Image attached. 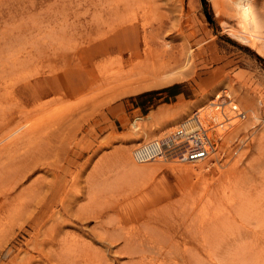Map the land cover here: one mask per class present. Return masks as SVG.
Instances as JSON below:
<instances>
[{"label":"bare ground","instance_id":"6f19581e","mask_svg":"<svg viewBox=\"0 0 264 264\" xmlns=\"http://www.w3.org/2000/svg\"><path fill=\"white\" fill-rule=\"evenodd\" d=\"M11 1L13 0H0V6L4 7L7 16L13 12ZM124 1L118 0L112 6L109 4L108 8L104 7V15L111 17L93 23L89 28L95 29V33H101L100 36L94 37L92 31L86 29L84 22L79 20L75 47L71 50L64 48L65 50L52 52L55 58L49 62L53 66L48 70L47 76H39L36 73L38 76L33 80L19 86L10 94L8 92L4 97L5 102L1 100L2 95L0 96V101L3 102V105H0V258L23 228L28 227L33 230L29 239L9 255V261L5 264H116L117 256L123 254L128 256V261L124 264H264V188L259 186L252 189L249 174L234 166L219 171L212 183L202 184V191L198 192L201 193L203 207H200V210L197 206L183 209L177 225L172 226L166 221L169 214L158 212L157 216L154 212L156 216H149V222L155 224L158 218L166 228L157 227L153 228L156 230L153 231L152 227L147 225L148 232L127 236L123 232L124 222H127L125 218L119 216L117 211L107 219L103 215L106 208H112L105 204L112 197L110 192H113V195L117 192L124 194L127 191L125 187L133 186L135 180L144 177L146 180L147 174L151 175L148 180L153 179L156 169L152 163L177 162L174 170L183 176H189L192 167L187 166L203 163L217 155L218 148L227 134L233 129H239L238 123L243 122L233 118L228 126L215 124L220 121V114L213 105L214 99L224 88L214 93L206 105L198 106L185 114L178 124L182 115H177L186 113L183 108L174 112L168 111L169 108H160L152 112L150 118L167 122L168 129H159L156 140L155 136L146 135L144 143H138L130 153L122 148L115 151L119 153L122 150L121 156H115L112 163L117 172L111 177L96 181L95 187L81 186L84 164H78L76 173L66 174V171H63L66 162L70 161V156L63 158V161L59 158L61 136H69L70 130L62 128L60 119L69 118L67 121H70L74 118V115H68L67 112L71 111L72 107L69 103L63 104L64 100L84 97L88 102L87 107H93L91 101L97 100L95 96L105 99V95L109 97L110 91L122 90L121 95L139 92L173 82L191 70V45L183 44L175 49L167 45L146 56L139 54L138 45L142 39L139 40L137 34L140 31L144 33L148 28L153 29V26L140 21L136 14L135 17L128 16L133 4L129 7L130 0ZM139 2L143 6L149 2L154 4L155 0ZM249 2L250 10L256 7L255 3ZM36 5L37 3L31 1L29 6L23 5L18 9L26 13L27 8L32 11L36 9ZM174 21L177 20L169 19L168 22L175 26ZM141 26L145 28L142 29ZM161 28L164 29L158 28V37L171 30V27L165 25ZM257 35L259 34L256 33L255 36ZM109 58H112L111 63L114 65L110 70L106 68ZM4 59L3 74L8 69L5 66L7 58ZM0 78L1 86L3 77ZM97 90L101 93H96ZM117 93L119 95V92ZM230 94L232 101L238 104L231 92ZM50 96L56 98L51 100ZM27 106L32 108L27 109ZM225 109L231 118L234 117L230 106ZM198 110L200 127L205 137L220 138L216 147L208 148V157L203 161L187 160L182 157L184 153L179 154L182 159L173 153L168 158L162 155L159 148L150 156L152 159L138 158L139 150L143 153L147 147L160 146V142L167 138L169 132L172 133V129H177L179 125L185 126L186 129L195 127L197 121L193 117ZM245 112L248 118L249 110ZM48 117L54 119L57 126L54 123H48L46 126L44 121ZM253 117L258 120L256 115ZM139 127L138 125V129ZM228 127H231L229 131ZM181 138L179 135L176 140ZM108 140L110 141L109 138L103 141L102 145H108ZM253 147L257 153L253 159V168L256 165L257 171L264 173V164L262 166L260 160L264 158V134L256 136ZM128 156L131 158V164L127 162ZM179 164L185 165L178 166ZM70 166H73L72 162ZM33 171L38 173L30 180V184L17 189L26 182ZM65 175L68 176L66 179ZM148 183L145 182V185ZM103 189L109 191L101 193ZM191 192L193 195L194 192ZM187 195L190 196L185 194ZM84 198L89 203L81 206L79 203ZM161 198L160 196L159 199ZM183 201L180 202L181 205ZM92 219L95 220L93 228L86 230L83 226L89 225ZM8 224L10 228H6ZM2 225L4 229H1ZM14 226L18 229L16 233ZM153 232H161L165 236L162 240L155 241ZM7 233L9 234L5 235ZM90 236L91 241L87 239ZM95 244L103 248H98ZM182 246H187L183 248V252H174V249Z\"/></svg>","mask_w":264,"mask_h":264},{"label":"rangeland","instance_id":"374dc122","mask_svg":"<svg viewBox=\"0 0 264 264\" xmlns=\"http://www.w3.org/2000/svg\"><path fill=\"white\" fill-rule=\"evenodd\" d=\"M21 1H11L13 12L9 16L6 15L4 7L0 6V59L3 58L0 61V77H3L0 96L2 95L1 100L4 102L6 100L4 97L8 92L9 94L11 91L14 92L19 86L33 80L38 75L47 76L49 74L48 70L53 66L49 62L55 58L53 51H62L65 50L64 48L71 50L75 47L79 20L84 22L86 29L92 31L94 37L100 36L101 33H95V29L90 30L89 28L111 17L104 15L106 13L103 9L108 8L109 4L112 6L115 1L118 2V0H23L20 3ZM31 1L37 3L36 9L30 11L27 8L26 13L18 9L23 5L29 6ZM133 1H129V7L133 4L128 11L129 15L125 14L132 15V17L136 14L140 21L153 26V29L148 28L144 33L140 31L137 34L138 39H142L138 45L139 54L146 56L167 45L173 49L183 44L191 45L190 48L193 49L191 70L173 82L149 87L139 92L121 95L122 90L110 91L108 92L109 97L105 95V99H98L95 96L97 100L91 101L93 107H87L88 102L84 97L64 100L63 104L69 103L72 107V110L67 112L68 115H74L70 121H67L69 118L60 119L62 128H67L66 131L70 130L69 136H64L65 134L61 136L62 146L59 156L62 161L63 158L70 156L68 159L70 161L66 162L63 169L66 174L76 173L78 164H84L81 182L83 188L91 185L95 187L96 181L113 176V173L117 172L112 164L114 157H120L122 150L130 153V150L138 143H144L146 135H153L156 140V133L159 129H168L167 122L163 123L158 119L150 118L151 113L160 108L166 110L169 108L168 111L172 112L183 108L186 113L177 115H182L178 119V124L185 114L198 106L206 105L214 93L224 88L232 93L241 109L249 110V114L245 121L239 122L240 124L237 122L240 125L237 126L239 129H233L227 134L223 144L218 148L217 155L203 163L187 166L192 167L189 176H183L174 170L173 167L178 164L177 162L152 163L156 169L153 179L148 180L151 175L147 174L146 180L144 177L135 180L133 186L125 187L127 191L124 194L117 192L113 195V192H110L109 195L112 197L105 204L112 208H106L103 215L107 219L117 211L119 216L127 221L124 222L123 229L127 236L132 233L148 232L147 225L151 226L152 230L157 227L166 228V225L158 218L154 219L155 224L149 222L148 217L158 216V212L169 214L166 221L174 226L180 221L183 209L197 206L200 210L203 207L200 199L201 193H199L202 184L212 183L211 181L219 175V171L230 166L249 174L252 189L259 186L264 188V178H262L264 173L258 172L256 165L253 168V159L257 156L253 147L256 136L264 134V0H155L154 4L149 2L143 6L139 2L141 0ZM249 1L255 3L256 7L252 10H250ZM169 19L177 20L174 21L175 26L168 22ZM162 25L171 27L169 28L171 30L164 32L162 37H158L157 32L160 31L158 28L164 29L161 28ZM144 28L143 26L142 29ZM255 32L259 35L255 36ZM4 58H7L5 66L8 68H4L7 71L5 74L2 72ZM71 61L76 62V60ZM111 62L112 58H109L106 67L109 70L114 66ZM165 89L170 90L163 91ZM178 90L181 93L176 97L170 94ZM98 92L101 93L97 90L96 93ZM114 94L117 96L114 97ZM50 97L51 100L56 98ZM104 101L106 102L103 103ZM0 105H3L2 101ZM26 108L31 109L32 106ZM148 110L150 114L148 112V116L144 115ZM63 112L64 110L61 111ZM253 115H256L258 120H255ZM142 116L147 117L142 119L140 118ZM44 122L46 126L53 123L57 126V122L49 117ZM228 128L229 131L231 127ZM106 137L110 141L108 140V145H102L103 141L108 139ZM119 148L122 150L115 153ZM70 153L73 154L69 155ZM130 160L128 156L129 164H131ZM260 160L263 166L264 158ZM184 165L179 164L178 166ZM37 173V171L30 173L26 182L17 189L29 185L30 180ZM47 177L51 178L48 175ZM67 177L64 176L65 179ZM145 182L149 183L145 185ZM106 191L109 190L103 189L101 193ZM191 191L194 192L195 197ZM187 193L190 196H185ZM160 196L161 199H159ZM181 199L186 200H182V205L185 204L183 207ZM88 203V200L84 198L79 204L83 206ZM92 220L89 225L80 226L90 231L95 221ZM10 227L8 224L6 228ZM2 228L4 229L3 225ZM14 228L15 233L18 232L16 226ZM32 231L28 227L23 228L1 254L0 264L9 261L10 254L29 239ZM164 236L161 232H153L155 241L162 240ZM87 239L91 241V236ZM95 246L103 248L98 244ZM186 247H178L174 249V252L175 250L177 253L183 252ZM117 260L116 264L127 263L128 256L124 254L117 256Z\"/></svg>","mask_w":264,"mask_h":264},{"label":"built area","instance_id":"2783aa9c","mask_svg":"<svg viewBox=\"0 0 264 264\" xmlns=\"http://www.w3.org/2000/svg\"><path fill=\"white\" fill-rule=\"evenodd\" d=\"M231 98L232 96L227 89H223L220 94L215 96V103L213 105L220 114V121H217V123H215L217 126H228L231 123V120H233V118L239 119L240 121L246 120V110L241 109V107L234 101H232ZM226 106H230V111L234 113V117H230L228 111L225 109ZM199 114L200 111L198 110V113H195L193 117V119L197 121L195 127L186 129L185 126L179 125L177 129H175L174 131H172V133L166 136L167 138L165 140L160 142V146H151L149 148L147 147L146 149H144L143 153H141L139 150L138 158L145 157V159H152L153 157L150 158V156L155 154V152L159 148H161V151L163 153L162 155L168 156V158L174 153L178 155L181 159L182 157H184L187 160L203 161L206 157H208V148L211 149L212 146L213 148L216 147L220 138L210 139L208 138V136L205 137V133L200 127L201 124L199 121ZM179 135H181L182 138L176 140ZM179 154H182V157ZM158 158L160 157H157V159Z\"/></svg>","mask_w":264,"mask_h":264},{"label":"crops","instance_id":"0c3cea01","mask_svg":"<svg viewBox=\"0 0 264 264\" xmlns=\"http://www.w3.org/2000/svg\"><path fill=\"white\" fill-rule=\"evenodd\" d=\"M180 93H181V91L178 90V91H176V92H171L170 94L173 95L174 97H176V96L179 95ZM153 111H154V110H153ZM148 112H149V110H148L144 115H147V116H148ZM149 114H150V112H149ZM147 116H146V117H147ZM146 117L142 116V117H140V118L143 119V118H146ZM135 119H136V118H135ZM138 119H139V118H138Z\"/></svg>","mask_w":264,"mask_h":264},{"label":"trees","instance_id":"16d2710c","mask_svg":"<svg viewBox=\"0 0 264 264\" xmlns=\"http://www.w3.org/2000/svg\"><path fill=\"white\" fill-rule=\"evenodd\" d=\"M170 89H165V90H163V91H169ZM163 91H160V92H163Z\"/></svg>","mask_w":264,"mask_h":264}]
</instances>
